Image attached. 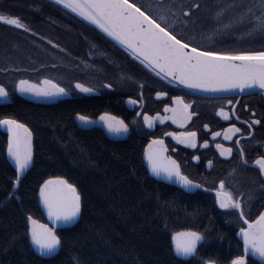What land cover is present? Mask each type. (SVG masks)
<instances>
[{
  "label": "trees",
  "instance_id": "1",
  "mask_svg": "<svg viewBox=\"0 0 264 264\" xmlns=\"http://www.w3.org/2000/svg\"><path fill=\"white\" fill-rule=\"evenodd\" d=\"M199 2L200 7L187 19L211 32L217 23L230 20L252 0H237L235 5L231 0ZM225 5L229 6L225 8ZM220 8L224 11L222 19L218 20L215 14ZM0 11L18 15L32 31L35 25H48L43 27L49 34L52 31L60 34L56 39L61 41L63 38L56 32L59 31L57 21L63 23L64 19L43 0H0ZM247 28L245 22L232 25L229 32L212 38L214 48L205 50H258L264 47L262 37L239 38V33ZM48 40L52 38H0V83L12 92L14 77L11 74L18 72V67L14 68L16 63L11 64L13 58L3 55V48L14 43L31 52L33 44H39L48 51ZM37 61L36 68L42 73L46 72L51 58L46 55ZM22 64L27 73L20 74L15 80L32 79L37 75L26 59ZM74 110V105L64 102L36 106L17 97L8 104H0V117L14 116L32 128L34 154L33 164L18 186L22 201L8 197L15 169L6 157V136L0 130V264H74L75 257L82 264H198L197 255L182 260L169 250L171 224L164 228L163 222L165 216L169 221H175L179 216L183 218L181 226L204 228L212 225L217 218L209 203L181 200L176 188L148 175L141 148L136 142L108 139L97 128L79 129L72 120ZM49 176H64L76 184L81 193L82 213L77 222L72 227L57 230L66 237L63 248L53 257L40 258L28 247V239L21 237L8 251H3L8 238L23 231L26 212L30 211L44 221L36 196L39 184ZM173 197L177 207L163 203ZM209 235L218 238L215 232ZM213 239L198 245L199 255L205 259L213 256L219 264H228L232 256L242 253L236 248L211 250ZM247 260L248 264H264L248 256Z\"/></svg>",
  "mask_w": 264,
  "mask_h": 264
},
{
  "label": "snow or ice",
  "instance_id": "2",
  "mask_svg": "<svg viewBox=\"0 0 264 264\" xmlns=\"http://www.w3.org/2000/svg\"><path fill=\"white\" fill-rule=\"evenodd\" d=\"M56 2L64 9L71 10L72 13L78 14L79 17L97 26L108 37L122 45L133 57L147 65L157 76H163L164 79L169 80V83L179 82L201 89H244L258 86L261 91H264V47L258 50L209 51L203 46H197L195 36L185 39L175 30L177 23L183 25L189 23L187 17L192 15L193 10L200 7L199 0H189L188 6H185L184 0H180L178 4L175 0H169L167 6H162L160 0H148L145 4L133 2V0H56ZM231 3L235 5L237 0H231ZM223 11L224 8L217 10L215 16L218 20L222 19ZM0 22L32 31V28L18 15L0 11ZM240 22L247 23L248 28L239 33V38H264V0H252L227 22L217 23L215 29L208 33L207 39L211 42L213 36L220 34L217 30L229 32L232 25ZM90 47L95 48L96 45L92 44ZM93 54L92 51L89 52V55ZM104 83L107 88L114 87L108 81ZM15 86L21 92L48 96L65 94L69 91L47 76L43 77L39 84L20 78ZM142 87L143 82H141ZM75 88L84 92L96 90L79 80L75 81ZM8 94L9 89L5 84L0 83V97L7 98ZM140 95L142 96L143 92ZM155 95L160 97L166 96L167 93L157 91ZM171 99L174 101L173 104L164 105V112H171V116H162L160 112H156L155 115L143 112V121L148 127L151 128L157 119L187 123L193 117L194 113L189 110L191 102H185L182 96H173ZM127 100L130 104L142 105V101L133 96H128ZM227 104L233 111L235 110L232 101H227ZM219 114L227 117L228 110L222 107L219 109ZM140 115L141 113L137 112V116ZM75 116L84 122L92 119L80 112L75 113ZM99 118L111 132L126 133L129 129V124L123 118L111 112H102ZM256 122L259 123V120ZM0 125L7 128V155L15 165L11 188L16 191H9L7 196L22 201V197L18 195V186L22 182V173L33 164V130L27 123L10 115L0 117ZM204 127L208 128L209 125L205 124ZM240 131L236 124H229L224 134L231 140L233 137L230 133ZM171 135L184 144L196 147V130L172 132ZM219 135V132H212L213 137ZM247 135L251 136L252 133L249 132ZM208 143V140L203 141L204 145ZM236 143H240L239 136L236 137ZM216 148L220 150L222 156H229L232 152V148L224 144L217 143ZM167 150L162 137L156 136L149 140L144 155L152 173L168 179L174 176L185 189L206 187L199 180L191 179L186 175L181 170L179 162L174 157L166 155ZM241 154L243 157V148H241ZM192 159L200 160V156H193ZM245 163H247L246 160ZM252 163L258 166L261 178L264 179V155L257 156ZM208 166H212L211 160L208 161ZM225 184V180L220 179L218 186L208 191L215 193V203L221 209L238 211L241 223L246 225L238 229V235L242 239V253L232 256L228 264H248L249 252L264 258V210L259 211L254 219H250L244 211V193L241 192L237 197L231 190L226 189ZM39 199L47 210L52 226L37 219L32 212H26L23 231L12 234L3 245V251H8L21 237L30 241L29 248H34L44 256L56 254L63 248L66 237L58 233L55 225L57 223L71 224L81 215V193L76 184L70 183L64 176H49L39 184ZM163 203L171 204L173 208L177 207L175 197ZM184 207L187 208V206ZM181 223H183L182 217L178 216L175 221H169L167 216L164 217L163 227L169 228L171 224L169 250L180 257L197 255L198 264H219L218 259L213 256L205 259L199 255L198 245L202 242L206 244L213 239L209 235L213 226L210 224L200 228L197 225L181 226ZM217 236L223 239L222 235L217 234ZM74 264H82V262L75 257Z\"/></svg>",
  "mask_w": 264,
  "mask_h": 264
},
{
  "label": "flooded vegetation",
  "instance_id": "3",
  "mask_svg": "<svg viewBox=\"0 0 264 264\" xmlns=\"http://www.w3.org/2000/svg\"><path fill=\"white\" fill-rule=\"evenodd\" d=\"M43 1L45 2V0ZM133 2L145 4L148 3V0H133ZM179 2L180 0H175V3ZM160 3L162 6H167L169 0H160ZM184 3L185 6H188L189 0H184ZM76 20L77 24L74 26L64 23L73 30V34H63L61 41L56 39L53 33L51 34L53 38L48 40L49 50L47 51L51 63L46 68V71L49 72L41 74L37 67L34 70L37 75L29 79L40 83L42 78L47 76L69 91L61 99H56L54 103L29 102L15 94V83L19 78L10 88L12 92L9 90L7 101H0V104H8L15 97L36 106H54L64 102L75 106V110L72 111V120L76 126L75 113L77 112L91 117V120L98 119L102 112H111L129 124L126 137L122 140L131 139L136 142L141 148V158L149 140L156 136L162 137L168 149L166 155L174 157L179 162L181 170L191 179L199 180L205 184L206 187L202 189L206 191L198 188L186 191L183 185L174 179V176L171 179L160 176L158 181L176 188L181 200L208 202L211 211L219 216L224 225L219 228L213 227L211 232L222 235L223 239L214 238L211 242V250L228 251L238 249L239 245L238 250L242 251V241L238 238V229L246 225L241 223L238 211L221 209L215 203V193L208 189L218 186V181L224 179L226 189L231 190L235 196L239 197L241 192L244 193V211L250 219H254L259 211L264 210V179L261 178L258 166L252 163L257 156L264 155V91L217 97L201 96L186 91L157 76L112 40L104 37L90 23ZM184 28V25L180 23L175 26L176 31L186 38H190ZM92 44H95L96 47L91 48ZM200 45L205 49L215 47L213 42L208 45L200 43ZM90 51L94 54L89 55ZM77 80L96 90L84 92L75 88ZM105 81L112 83L114 87L107 88ZM141 82H143L142 88ZM157 91L166 92L167 95L157 97L155 95ZM141 92H143L142 96ZM128 96L141 100L142 105L130 104L127 100ZM173 96H182L185 102H191L189 110L194 113L193 117L187 123H175L171 119L163 121L157 119L151 128L148 127L143 121V112H148L149 115L160 112L162 116H171V112H164V105L173 104L174 101L171 99ZM227 101L233 102L234 111ZM222 107L228 110L227 117L219 114V109ZM137 112H140L141 115L137 116ZM257 120L259 123L256 122ZM205 124L209 127L205 128ZM229 124H236L241 130L238 133H230L233 137L231 140L227 139L224 134V130L228 128ZM0 130L5 134L7 142L6 126L0 125ZM192 130L197 132L195 148L191 144L182 143L181 140L171 135L172 132L180 133ZM100 131L102 132V130ZM212 132H219L220 135L213 137ZM249 132L252 133L251 136L247 135ZM237 136L240 137L239 144L236 143ZM204 140H208L209 143L204 145ZM217 143L230 146L231 154L222 156L220 150L216 148ZM241 148H243V157ZM5 152L7 157V146ZM197 155L200 156V160H193L192 157ZM209 160L212 161L211 167L208 166ZM8 161L15 169L13 161L9 159ZM247 256L264 263V258L252 257L249 254Z\"/></svg>",
  "mask_w": 264,
  "mask_h": 264
},
{
  "label": "water",
  "instance_id": "4",
  "mask_svg": "<svg viewBox=\"0 0 264 264\" xmlns=\"http://www.w3.org/2000/svg\"><path fill=\"white\" fill-rule=\"evenodd\" d=\"M0 23H4V24H7L6 22H0ZM9 25V24H7ZM10 26H13V25H10ZM16 27V26H15ZM99 29V28H98ZM102 33L103 31L101 29H99ZM107 38H109L110 40H112L114 43H116L120 48H122L124 51H126L128 54L131 55L130 52H128L122 45H120L118 42H116L115 40H113V38L111 37H108L106 33H103ZM132 56V55H131ZM133 57V56H132ZM135 58V57H133ZM136 59V58H135ZM137 60V59H136ZM139 62H141L140 60H138ZM142 63V62H141ZM143 64V63H142ZM145 65V64H143ZM147 67V65H145ZM148 68V67H147ZM150 69V68H148ZM151 70V69H150ZM152 71V70H151ZM164 79L163 76H160ZM170 79V78H169ZM166 80V79H165ZM169 81V80H167ZM42 82V81H41ZM40 82V83H41ZM16 84V83H15ZM39 84V83H38ZM179 87H181L182 89L186 90V91H189V92H192V93H195V94H198V95H201V96H207V97H217V96H230V95H242V94H248V93H255V92H260L261 90L259 89V87H255V88H244V89H240V88H228V89H223V88H216V89H201V88H193V87H189L187 85H183V84H180L179 82H175L173 83ZM15 94L22 98L23 100H26V101H29V102H33V103H41V104H50V103H54L56 101V99H61L64 94H60V95H51V96H48V95H38L36 93H32V92H21L18 88H16L15 86ZM0 101H7V98L5 97H0ZM76 124L77 126L80 128V129H91V128H97V129H100L102 130V132L104 133V135L108 138V139H111V140H122L126 137V133H114V132H111L108 130V128L106 127V125L104 124V122L98 118L96 120H90V121H87V122H84V121H81L79 120L77 117H76ZM144 153H145V150H144ZM144 153L142 154V159H143V163H144V166L149 174L150 177L158 180L160 178V176H156L154 173H152L149 165H148V161H147V158L145 157ZM7 158L11 160V158L8 157L7 155ZM32 166V165H31ZM31 166L25 170L24 173H22V178L24 177V175L27 173V171L31 168ZM175 179V178H174ZM176 180V179H175ZM177 181V180H176ZM194 189H197V188H192V189H185L186 191H193ZM198 189H201V190H204L202 188H198ZM12 191H15V189H12ZM206 191V190H204ZM37 204L40 208V211L42 213V216H43V219L44 223H47L49 224V226H52V221L49 219L48 215H47V210L44 208V205L43 203L40 201L39 199V188H38V191H37ZM78 220V217L76 218V220L71 223V224H64V223H57L55 225L56 229L57 230H60V229H64V228H69V227H72ZM239 240L242 241V239L240 237H238ZM28 242H30L28 240ZM33 252L40 258H50V257H53L55 256L56 254H53L51 256H44V255H41L39 252H37L34 248H32ZM174 253V251H173ZM175 254V253H174ZM176 257L182 259V260H187L189 259L191 256L189 257H180V256H177L175 254Z\"/></svg>",
  "mask_w": 264,
  "mask_h": 264
},
{
  "label": "bare ground",
  "instance_id": "5",
  "mask_svg": "<svg viewBox=\"0 0 264 264\" xmlns=\"http://www.w3.org/2000/svg\"><path fill=\"white\" fill-rule=\"evenodd\" d=\"M45 3L48 4L50 7H52L53 9H55L60 14V16L64 19L63 23L60 21H57V27H58L59 31L56 33H61L62 36H63V34H73V30L69 29V27H67L65 24H67L68 26H74L75 24H77L76 19L86 21L82 17H79L78 14L72 13L71 10L64 9L63 6L58 5L56 0H45ZM86 22L90 23L88 21H86ZM91 25L98 29L97 26H95L93 24H91ZM43 26L47 27L48 25L42 24V27L41 26L37 27L35 25L33 28V31L29 32L26 28L21 29V28L15 27V26H10V25L4 24V23H0V38H22V37H25V38H45V37L53 38L51 36V34H49L50 32L48 30H45V28ZM98 31L104 37H106L99 29H98ZM24 32H25V34H23ZM51 33H54V32L51 31ZM59 35L60 34H54L55 38L59 37ZM214 217H216L217 219L212 224V226L219 228L220 226L224 225L218 215H214Z\"/></svg>",
  "mask_w": 264,
  "mask_h": 264
},
{
  "label": "rangeland",
  "instance_id": "6",
  "mask_svg": "<svg viewBox=\"0 0 264 264\" xmlns=\"http://www.w3.org/2000/svg\"><path fill=\"white\" fill-rule=\"evenodd\" d=\"M228 20L229 19H226L225 22H227ZM184 27H185L184 28L185 33L189 34L188 36H190V37L195 36V40H198V41H196L197 42L196 44H199V45H200V43H203L204 45L209 44V40L207 39L209 31L202 30L199 27V25H197L196 21L192 23L191 20H189V23L187 25H184ZM217 31L220 33L219 35L223 34L222 31H220V30H217ZM212 38H214V36ZM2 53L5 56H10L9 58H13V59H11L12 60L11 64L13 62H15L16 66L14 68L18 67L17 68L18 72L11 74L14 77V81H15V78L18 77L20 74L27 73L23 70L24 69V65L22 64L23 59H26V61L28 63L29 62L31 63V66H32L31 70H32V72H34L36 66L38 65L37 60H41V59H43V56L45 57L47 55V51L43 48V46H41L39 44H33L32 51L30 52L29 50L24 51L21 47H17L13 43L10 45L9 48H3ZM29 72H31V71H29ZM48 72L47 71L42 72L41 74H47ZM248 254L250 256L254 257V255H251L252 253H248Z\"/></svg>",
  "mask_w": 264,
  "mask_h": 264
}]
</instances>
